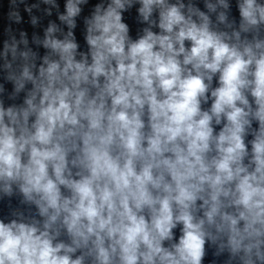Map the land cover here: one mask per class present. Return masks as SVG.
Here are the masks:
<instances>
[{"label":"clouds","instance_id":"obj_1","mask_svg":"<svg viewBox=\"0 0 264 264\" xmlns=\"http://www.w3.org/2000/svg\"><path fill=\"white\" fill-rule=\"evenodd\" d=\"M0 264H264V0H0Z\"/></svg>","mask_w":264,"mask_h":264}]
</instances>
